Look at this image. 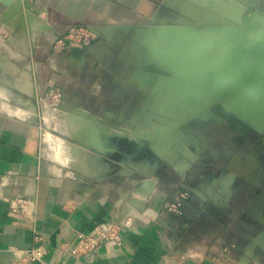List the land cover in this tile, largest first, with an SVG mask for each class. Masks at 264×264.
<instances>
[{
  "label": "crops",
  "instance_id": "0c3cea01",
  "mask_svg": "<svg viewBox=\"0 0 264 264\" xmlns=\"http://www.w3.org/2000/svg\"><path fill=\"white\" fill-rule=\"evenodd\" d=\"M261 1L27 0L31 29L0 4V264H23L35 236L46 253L34 264H264V106L223 103L158 55L167 35L211 29L232 19V5L241 14L240 3ZM73 28L89 41L55 52ZM52 91L79 128L146 135L165 156L123 167L113 152L49 143L43 154L37 102ZM61 121L74 137L78 125ZM183 188L182 214L166 213ZM16 199L29 201L23 216L9 214ZM107 224L118 243L77 258L62 250Z\"/></svg>",
  "mask_w": 264,
  "mask_h": 264
},
{
  "label": "rangeland",
  "instance_id": "374dc122",
  "mask_svg": "<svg viewBox=\"0 0 264 264\" xmlns=\"http://www.w3.org/2000/svg\"><path fill=\"white\" fill-rule=\"evenodd\" d=\"M262 3H259V5H248L249 10L247 11L246 14H239L236 13V6L232 5L231 8V13H232V19L229 21H226V23L222 25H215L217 27V32H214L209 30L205 31L201 29L200 26H197L195 28L200 30H203L205 32H200L202 34L198 35V37H191L187 33L190 32V28H185L184 30L180 29L181 35H177L175 37H172L174 35H168L167 37L164 38V40L159 42V45L162 52H159L158 55L160 57H167L171 56L174 60L178 61L180 60L179 57L183 58L184 52H180L183 48V44H197L199 47V51L203 50L206 51L210 56L203 57L204 59H214V60H223L227 55H224L223 47L224 43L229 46L230 48L235 49V51L232 54V58L236 61L240 59V54H239V46L243 42L252 43L253 45L259 44V45H264V5L262 6ZM262 6V7H261ZM261 20L262 23L261 24ZM226 24V25H225ZM228 27L230 29V32L227 33L226 37L231 36V39L227 40V38H224V32H222L225 28ZM258 30L259 35L255 32V30ZM218 30H220V33H218ZM196 32V30H194ZM257 36V37H256ZM261 39V41H260ZM244 40V41H243ZM226 41V42H225ZM239 42V44H237ZM237 45V46H236ZM220 48L217 50V52L214 50V48ZM236 46V47H235ZM226 47V46H225ZM224 47V48H225ZM198 57V56H197ZM211 57V58H209ZM170 59V58H169ZM184 59V58H183ZM201 59V58H200ZM175 61V62H176ZM207 61V60H205ZM204 63V62H202ZM205 65V64H204ZM222 64L214 65V66H221ZM231 66V67H230ZM254 68L252 63H248L245 65L244 63H240L239 65H226V68L222 69L219 73H221L223 76H228L231 71L237 70L234 68H239L242 70V68ZM256 67V65H255ZM215 68V67H214ZM200 69H204L202 66ZM228 69V70H227ZM233 69V70H232ZM197 70V69H195ZM227 70V71H226ZM199 71V69H198ZM218 71V69H217ZM204 76V74L199 73L197 76ZM201 78V77H200ZM226 78V77H225ZM258 81H252V79L249 80V85L245 88H243V93L246 95V97H241L237 96L236 98H228L227 101L231 103V105H235L238 110L242 109V106L246 105L251 109L257 108L258 110H261L262 106L264 105V96L260 97V91H264V80L259 79ZM224 80H219L215 82H219ZM261 82V83H260ZM207 82L201 81V85L206 88ZM248 83V82H246ZM254 85H253V84ZM225 84V82H224ZM216 92L219 94V90L221 91V86L217 84ZM253 86V87H252ZM255 86V87H254ZM258 88V89H257ZM230 88H227V85L225 84L224 87V92L221 94H224L225 96H229ZM257 89V90H256ZM238 93V92H237ZM215 95L216 98L222 97V95ZM240 94V93H239ZM250 94V95H249ZM259 95V96H258ZM257 97V98H255ZM249 99H254L257 102H252ZM61 100L59 99H53L50 96L45 97L40 99L37 102V111H36V116H37V124L40 129V145H41V151L43 154L48 153L47 148L49 149V143L51 144H56L57 150H65V148H69L70 152L72 154H81L82 151L84 150L87 153L94 154L97 156L105 157L107 158L108 154H111V152L115 153V155L110 158L112 161L114 160L116 163L120 161L121 166L124 161L127 160H141L144 158V156L149 157V158H157L155 153H157L159 156L163 157L164 152L163 149L161 148V144L159 142H154L152 140H140L141 139H148V136L142 135L139 136L137 133H131V135H128L124 131H96V130H90L91 128H79V120L77 116L72 112V111H65L63 107L61 106ZM250 105V106H249ZM257 113H261V111H257ZM256 115V114H254ZM257 117L260 119V117L257 114ZM67 119L75 125H78V129L75 132V136L73 137V132L71 131V125H69L68 122L66 121H61ZM256 119V120H259ZM66 122V124H64ZM83 125H85L83 123ZM121 134H127V136H122ZM68 136V137H67ZM118 136V137H117ZM122 136V137H121ZM123 137H128L129 139H125ZM138 141V142H143L142 146L140 145H135L131 142ZM100 144L101 149H97L94 147L95 145ZM135 147V148H134ZM75 151V152H74ZM78 151V152H77ZM65 152L69 153V150H65ZM104 152V153H100ZM66 153V154H67ZM50 155V153H48ZM74 156V155H73ZM115 156L118 158H115ZM55 158H58L59 161L64 162H69L71 164V161L67 158L66 160L63 161V157L57 155ZM77 168H80L79 165L75 164ZM79 166V167H78ZM124 167V166H123Z\"/></svg>",
  "mask_w": 264,
  "mask_h": 264
},
{
  "label": "built area",
  "instance_id": "2783aa9c",
  "mask_svg": "<svg viewBox=\"0 0 264 264\" xmlns=\"http://www.w3.org/2000/svg\"><path fill=\"white\" fill-rule=\"evenodd\" d=\"M88 41L89 34L85 29L73 28L67 36L60 37L55 41L53 50L55 52H69L77 44H86ZM49 96L55 100L60 98L59 94L53 91ZM189 197L190 193L186 189L178 192L164 211L174 216H180L183 202L187 201ZM29 205V201L26 199H16L10 207L9 214L14 216L22 214L21 216H23V213L26 212L25 209H29ZM119 241V228L114 224H107L103 227H95L90 233H78L72 242L63 245L62 250L73 258H77L98 249L102 244L118 243ZM34 242L35 247L26 253L23 264H34L44 257L46 249L43 246L42 237L35 236Z\"/></svg>",
  "mask_w": 264,
  "mask_h": 264
},
{
  "label": "flooded vegetation",
  "instance_id": "af4514ba",
  "mask_svg": "<svg viewBox=\"0 0 264 264\" xmlns=\"http://www.w3.org/2000/svg\"><path fill=\"white\" fill-rule=\"evenodd\" d=\"M260 3H262L264 5V0H263V2L261 1ZM247 4L249 5V3H247ZM247 4L240 3L241 8L244 9V11L241 13L242 15L246 14L247 11L249 10ZM253 4L254 5H256V4L259 5V3H250V5H253ZM261 24H263L262 20H261ZM184 29L185 28H183L181 30H184ZM190 29H191L190 32H188L187 34L190 35L193 38L198 37V35L202 34L200 32H205V31H209V30L213 31V33L217 32L216 31L217 30L216 26H214L211 29L205 30V31L200 30L199 32H198L199 29H197V28H190ZM223 29L224 30L222 32H224V38H227V40L231 39V36L226 37L227 33L230 32V29L228 27H225ZM194 30H196V32H194ZM255 32L259 35V33H258L259 31L257 29L255 30ZM218 33H220V30H218ZM178 35H181V33H179ZM220 35H221V33H220ZM260 41H261V39H260ZM222 44L224 45V47L226 46L225 48L223 47V50H224V53H226L224 55H227V56H224L225 58L223 60H218L217 61V60H214V59H209V60L208 59H204L203 57L210 56V55H206V54H208L210 52L207 53L206 51H203L205 49L199 51V47H197L198 46L197 44H183V48H182V50H180V52H182V53L184 52V54H185V55H183L184 59L181 58L182 57V55H181V57H179L180 60H178V61L172 60L174 65L176 64V65L180 66L179 67V74L181 75V77L186 78V79L187 78L194 79L196 81L198 80L199 83H201V81H202V83H203V81L207 82L206 83L207 84L206 88H204V86H203V87H201L200 91H202V92L205 91V92L208 93V95H209V92H210V93H212V96H214L215 94L210 89V85L213 82H215L216 80L219 81V80H222V79L224 80L225 83L226 82L230 83L231 77L229 76L230 74H228V76H223L221 73H219L221 70L217 66H216V68L218 69V71L216 70V72H214V70L211 69L210 72H211L212 76H208V73H210L208 71V67L209 66L214 67V65H218V64L221 63L224 66V68H226V65H231V63L235 62V61L232 62V57H231L233 48H230L229 46L227 47V45H225L224 43H222ZM219 48H220V46L218 48L215 47L214 50L217 52V50ZM238 50H239V54H240V56H239L240 59H238L236 61L237 62L240 61V62L244 63L245 65H247L248 63H252L253 66H254V68H248V67L242 68V70L240 72L243 75L241 77L242 81H243V79L244 80L248 79V78H245V77L247 75L251 76L253 74V72L256 75H258V77L260 79L264 80V75H262V74H264V45H259V44L253 45L252 43H248L247 44V42H243L239 46ZM209 58H211V57H209ZM205 60H207V61H205ZM202 62H204V63H202ZM255 65H256V67H255ZM202 66L204 67L203 70L200 69ZM195 69H197V70H195ZM198 69H199V71H198ZM199 73L204 74V76L201 75L200 76L201 78H200L199 76H197ZM259 74H261V75H259ZM211 80H212V82H211ZM198 89H199V87H198ZM240 96L243 97V98L246 97V95L243 93V91L240 93ZM261 96H264V92H262L260 94V97ZM262 102H264V101H262ZM192 154L195 155V150L193 152H191V155ZM185 189L186 188H183L182 191L185 190ZM187 191L189 193L191 192L189 190H187ZM190 197L188 198L187 201H189ZM182 207H183V205H182ZM181 214H182V210H181Z\"/></svg>",
  "mask_w": 264,
  "mask_h": 264
},
{
  "label": "water",
  "instance_id": "95a60500",
  "mask_svg": "<svg viewBox=\"0 0 264 264\" xmlns=\"http://www.w3.org/2000/svg\"><path fill=\"white\" fill-rule=\"evenodd\" d=\"M0 4L4 8L5 14H8L13 20L16 19L17 20L16 21L17 24H19V26L22 29H23V27L25 25H27V27L31 29V27L33 25V19H32L33 16H32V13H30V11H29L30 8L28 6L27 0H0ZM219 9H221V8H219ZM33 28H35V27H33ZM35 29H37V28H35ZM172 37H175V36H172ZM237 44H239V42ZM82 46H84V43L77 44L76 46L71 48L70 51H72V53H75V51H77ZM234 51H235V49L232 50V54H233ZM234 61L235 60L232 58V62H234ZM239 63H241V62L240 61L239 62L235 61L234 63H231V64H233L235 66V65H239ZM234 69H237V70H233L232 69L233 71H231V73L229 75L231 77V80H230L231 88L229 89L231 95H229L227 97H232V95L233 96H240L239 93L243 91V88H245L246 85H249L248 83H246L247 79L246 80L243 79V81H242L241 77L243 75L240 73L241 70L239 68H234ZM259 75H261V74H259ZM262 75H264V74H262ZM245 78H248V80L252 79V81L255 80V81L259 82V80L257 79L259 77L254 72H253V74L251 76L247 75ZM216 81H218V80H216ZM217 84H219V86H221V91L219 90V92L220 93L224 92L225 84H224L223 81H220V83L219 82H213L210 85V89L213 91V93L216 94L215 90L217 88ZM236 92H238V93H236ZM262 92H264V91H260L259 94H261ZM255 98H257V97H255ZM218 99L221 102H223V103L225 102L224 101L225 99H220V98H218ZM249 100H251V99H249ZM253 102H257V101L254 100ZM123 138L129 139L128 137H123ZM138 139H140L142 141L150 140V139H141V138H138ZM131 143L133 144V146H134V144L137 145V146L138 145L142 146V144H143V142H138V141H134V142H131ZM155 155H156L157 158L161 157L157 153H155ZM103 157H105V155H103Z\"/></svg>",
  "mask_w": 264,
  "mask_h": 264
},
{
  "label": "bare ground",
  "instance_id": "6f19581e",
  "mask_svg": "<svg viewBox=\"0 0 264 264\" xmlns=\"http://www.w3.org/2000/svg\"><path fill=\"white\" fill-rule=\"evenodd\" d=\"M215 77H216V76H215ZM259 79H260V78H259ZM249 80H250V79H249ZM249 80H248V79L246 80V82H248V84H250V83H249ZM261 80H262V79H261ZM260 83H261V82H260ZM252 84H253V83H252ZM253 85H254V84H253ZM247 86H248V85H246V87H247ZM217 87H218V86H217ZM252 87H253V86H252ZM254 87H255V86H254ZM218 88H219V87H218ZM257 89H258V88H257ZM257 89H256V90H257ZM217 92H218V91H217ZM217 92L215 91L216 94H217ZM236 93H237V92H236ZM240 93H241V92H240ZM216 94H215V95H216ZM224 94H225V93H224ZM224 94L219 93V94H217V95H222L223 98L227 97V96H225ZM249 95H250V94H249ZM258 96H259V95H258ZM246 98H247V97H246ZM254 100H255V99H254ZM252 102H253V101H252ZM74 152H75V151H74ZM77 152H78V151H77ZM78 167H79V166H78ZM80 168H81V167H80ZM80 168H79V169H80Z\"/></svg>",
  "mask_w": 264,
  "mask_h": 264
}]
</instances>
